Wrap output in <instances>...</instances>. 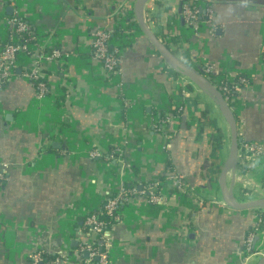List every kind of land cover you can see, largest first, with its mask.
<instances>
[{
    "label": "crops",
    "instance_id": "obj_1",
    "mask_svg": "<svg viewBox=\"0 0 264 264\" xmlns=\"http://www.w3.org/2000/svg\"><path fill=\"white\" fill-rule=\"evenodd\" d=\"M135 3L0 0V59L11 40L27 45L0 85V161L7 165L0 264H30L36 251L89 259L77 247L104 245L82 234L85 216L109 196L141 190L162 175L164 203L138 194L119 205L121 218L106 236L111 264H257L262 257L264 208L236 210L222 196L230 127L209 94L170 74L137 20L129 28ZM183 3L202 13L194 28L183 24ZM16 18L29 26L24 39L11 24ZM144 18L171 50L189 52L193 66L174 52L186 64L234 85L231 107L242 141L233 193L238 202L264 198V0H146ZM117 28L129 45L109 76L93 33H111L112 49ZM55 49L62 58H40ZM38 64L49 84L44 95L27 75ZM177 105L184 106L179 115ZM94 149L102 155L93 156ZM231 183L229 172L227 189Z\"/></svg>",
    "mask_w": 264,
    "mask_h": 264
},
{
    "label": "built area",
    "instance_id": "obj_2",
    "mask_svg": "<svg viewBox=\"0 0 264 264\" xmlns=\"http://www.w3.org/2000/svg\"><path fill=\"white\" fill-rule=\"evenodd\" d=\"M208 18L211 17V10L208 9ZM132 13L131 10L125 11L123 15V19H127V15ZM202 13L200 9L196 6H192L191 4H182V14L181 19L184 25L190 26L192 28L196 27L197 22L199 20V16ZM11 24L14 26L16 30V34L21 36L24 32L29 29L28 24L21 19H12ZM93 49L95 55L103 62L104 67L106 69L107 75L111 76L118 72V66L121 61V57L123 54V47L114 45V48H110L109 45L112 44L111 33H108L107 30L98 29L93 33ZM27 45L24 43H20L18 40H11L10 42L4 45V49L0 59V85L12 75L13 70L16 67V58L18 52L22 49L26 48ZM40 58H46L48 60H56L58 58H62V53L60 50H53L50 54L42 53L40 54ZM202 72L210 78L211 70L210 68H201ZM27 75L33 81L37 82L38 91L40 94L44 95L48 92L47 83L40 79L42 74L41 65L38 64L33 70L27 72ZM211 79V78H210ZM212 81H216L212 80ZM218 81V80H217ZM246 79H243L245 82ZM247 84V83H246ZM223 94L228 99L232 96V87L228 85L223 86ZM92 155L97 157L101 156L102 153L97 149L92 151ZM6 167L4 163L0 161V186L4 183L6 179ZM164 184V180H156L154 182L147 183L141 190H138L136 187L131 188L129 190H123L113 198H108L105 205L100 208V210L93 212L91 214H87L84 219V224L90 227L89 231L82 232L86 237H90L97 235L99 236L100 243L104 245V249L99 250L98 246H95V242L90 240L86 245H82L80 250L83 252H89V259L85 261H72L71 259H66L64 256L60 258H56L54 261H44L42 251H36L32 254V258L34 260V264H95L94 258L99 256V264H111V253L109 239L106 237L108 234V230H105L106 222L102 220L100 217L104 215L111 216L115 221L121 218V210L119 209V205L123 203L126 199H128L129 195H138L141 194L147 198V200L154 204L164 203L166 198L160 193L161 186ZM256 233H252L247 238V248L248 254L254 253V240L256 237ZM98 239V240H99ZM264 252L262 253V256Z\"/></svg>",
    "mask_w": 264,
    "mask_h": 264
},
{
    "label": "water",
    "instance_id": "obj_3",
    "mask_svg": "<svg viewBox=\"0 0 264 264\" xmlns=\"http://www.w3.org/2000/svg\"><path fill=\"white\" fill-rule=\"evenodd\" d=\"M146 0H136L135 3V15L136 20L138 21L140 28L142 29L145 36L151 42V44L155 47V49L160 53L164 61L167 65L181 74L189 78L194 84H196L200 89L209 94L218 105L220 111L222 112L224 118L226 119L230 131H231V150L227 163L223 167L220 176V186L222 191V196L225 203L233 209L236 210H247L252 208H264V198L253 200L250 202H238L234 196V181L236 177V171L238 167V157H239V146L242 141L238 132V122L234 111L228 99L222 93V91L218 88V86L208 78L203 72L201 68H193L186 64L182 59H180L176 54L164 43L162 42L150 29L149 25L146 23L144 18V4ZM10 10V9H9ZM12 12L11 10L9 11ZM232 174V183L230 187L227 189L225 185V179L228 173ZM142 186H140L141 189ZM78 241L74 240L72 245L76 246ZM84 257L88 258V252H84ZM99 259V256L96 257ZM42 264V263H40ZM257 264H264V255L260 258Z\"/></svg>",
    "mask_w": 264,
    "mask_h": 264
},
{
    "label": "trees",
    "instance_id": "obj_4",
    "mask_svg": "<svg viewBox=\"0 0 264 264\" xmlns=\"http://www.w3.org/2000/svg\"><path fill=\"white\" fill-rule=\"evenodd\" d=\"M128 24H129V28L130 27H132V26H134V24H137V21H136V18L133 16L132 18L131 17H129L128 18ZM126 32H130V29H128ZM24 35V36H23ZM25 36H26V33L24 34H22V39H24L25 38ZM113 36H114V38H117V40L118 41H116V45H118V46H122V47H124L125 46V44L127 45L129 42H128V37H127V35H125L123 32H122V30L121 29H119V28H117L116 29V31L114 32V34H113ZM127 37V38H126ZM116 40V39H115ZM121 40L123 41V43L121 42ZM179 39H178V37H174L173 38V42H177ZM124 42H125V44H124ZM165 44L170 48V46L168 45V43L167 42H165ZM129 45V44H128ZM171 49V48H170ZM172 51L173 52H178V53H180L181 54V56H182V58L183 59H185L187 62H188V64L189 65H192L193 66V63L190 61V54H189V52L187 51V50H185V49H177V48H173L172 49ZM168 70L170 71V74L171 75H173V76H177L178 75V73L176 72V71H174L173 69H171V68H168ZM42 74H44V72L42 71ZM210 76V78H211V80H215V78H214V76L212 75V74H210L209 75ZM40 79L41 80H43V81H45L46 79H45V76L44 75H42L41 77H40ZM46 82V81H45ZM215 82V84L218 86V88L223 92L224 90H223V86L224 85H228V86H230V87H232V91H234V89H235V87H234V85L233 84H231V83H229L228 81H221V82H219V81H214ZM49 85V84H48ZM47 85V86H48ZM242 85V84H241ZM48 90H49V88H48ZM232 97V96H231ZM228 98V102L230 103V105L232 106V98ZM176 110H174V113L175 114H180L182 111H183V109H184V106H182V105H177V107L175 108ZM162 179H164V175H162L161 177H160V180H162ZM114 196H116V195H114ZM114 196H109L108 198H113ZM107 201V200H106ZM106 201L104 202V204H103V206L105 205V203H106ZM102 206V207H103ZM102 220H104L105 222H106V224H105V230H110L111 228H112V225L115 223V220L111 217V216H109V215H104V216H101L100 217ZM84 222L85 221H83V224H82V226H83V231H89V229H90V227L88 226V225H85L84 224ZM254 231H252L253 233H256L257 232V230H258V228H256V229H253ZM77 249L79 250L80 249V247H77ZM42 255H43V259H44V261H54L56 258H60L61 256L60 255H57V254H55V255H53V254H50V253H46V252H42ZM29 263L30 264H34V260H33V258H32V256H30V258H29ZM96 264H98V262H96Z\"/></svg>",
    "mask_w": 264,
    "mask_h": 264
}]
</instances>
